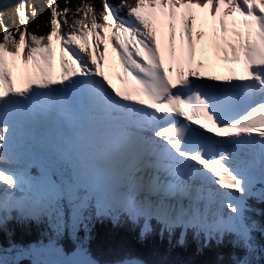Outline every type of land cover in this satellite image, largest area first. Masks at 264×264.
<instances>
[{
	"label": "snow or ice",
	"instance_id": "obj_1",
	"mask_svg": "<svg viewBox=\"0 0 264 264\" xmlns=\"http://www.w3.org/2000/svg\"><path fill=\"white\" fill-rule=\"evenodd\" d=\"M44 7L43 33L24 0L18 27L0 19V231L43 224L49 242L10 241L0 264L61 257V237L72 257L33 264H148L89 258L97 220L179 245L190 231L229 246V264H261L264 0Z\"/></svg>",
	"mask_w": 264,
	"mask_h": 264
},
{
	"label": "trees",
	"instance_id": "obj_2",
	"mask_svg": "<svg viewBox=\"0 0 264 264\" xmlns=\"http://www.w3.org/2000/svg\"><path fill=\"white\" fill-rule=\"evenodd\" d=\"M112 1L117 2V0ZM19 2L20 0H0V19L9 28L18 27V24L14 23L13 9ZM24 2L36 7V16L33 17L29 13L27 17L29 31L37 34L45 32L46 0H24ZM57 2L62 6V0ZM70 2L77 3L78 0H70ZM92 2L99 5L100 0H92ZM255 207L262 212L256 219L264 223V204H256ZM7 227L8 232L0 231V249L7 248L10 241L16 244L49 242L48 229L43 224L28 223L21 226L10 222ZM137 231L136 227L126 222L114 225L110 221L97 220L91 227L89 237L83 241V248L92 259L98 261L136 258L148 264L156 261H164V264H229V254L233 251L226 244L217 246L215 242H210L205 247L202 241H197L192 235L186 237L183 245L177 244L175 234L171 237L167 233L161 236L159 232H153L141 240L137 236ZM80 235L82 236L83 233ZM58 239L59 243L56 246H60L65 254L76 249V246L67 243L65 238ZM257 239H262L259 234ZM18 264H33V259H22ZM261 264H264V260Z\"/></svg>",
	"mask_w": 264,
	"mask_h": 264
},
{
	"label": "rangeland",
	"instance_id": "obj_3",
	"mask_svg": "<svg viewBox=\"0 0 264 264\" xmlns=\"http://www.w3.org/2000/svg\"><path fill=\"white\" fill-rule=\"evenodd\" d=\"M112 2H113V1H112ZM113 3H114V2H113ZM177 232H178V231H177ZM33 246H35V245H33ZM36 247H40V246L36 245ZM57 247L60 248V250H61V252H62V256H61V257H57V256H55V255L49 256L47 253H45V254L40 255V256L32 257V259H33V260H43V259H61V258H70V257L73 256V253L76 251V249H75L74 251H72V252H70L69 254H66V255L64 256V252H63L62 248H61L60 246H57ZM88 256H89V254H88ZM89 258H90V256H89ZM91 259H92V258H91Z\"/></svg>",
	"mask_w": 264,
	"mask_h": 264
},
{
	"label": "bare ground",
	"instance_id": "obj_4",
	"mask_svg": "<svg viewBox=\"0 0 264 264\" xmlns=\"http://www.w3.org/2000/svg\"><path fill=\"white\" fill-rule=\"evenodd\" d=\"M47 244V243H46ZM46 244H36V245H38V246H42V245H46ZM35 245V246H36ZM66 254L64 253V256H65Z\"/></svg>",
	"mask_w": 264,
	"mask_h": 264
}]
</instances>
